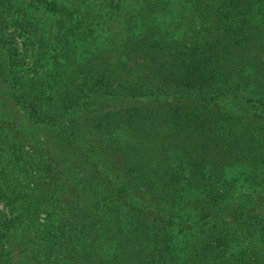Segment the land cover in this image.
<instances>
[{
	"label": "trees",
	"instance_id": "1",
	"mask_svg": "<svg viewBox=\"0 0 264 264\" xmlns=\"http://www.w3.org/2000/svg\"><path fill=\"white\" fill-rule=\"evenodd\" d=\"M0 264H264V0H0Z\"/></svg>",
	"mask_w": 264,
	"mask_h": 264
},
{
	"label": "rangeland",
	"instance_id": "2",
	"mask_svg": "<svg viewBox=\"0 0 264 264\" xmlns=\"http://www.w3.org/2000/svg\"><path fill=\"white\" fill-rule=\"evenodd\" d=\"M39 15H37L36 13H29L28 16H25L21 23L20 27H17L16 25H11L9 27H7L6 29V34L10 37L9 42L11 43V47L13 48V51H15L18 55V57L20 58L22 56V58L24 59V63L28 64L29 66L31 65V56L33 55V52H35L36 47L38 46L37 41L39 39H37L35 37V34L33 32L34 35H32L31 33H29L28 30V36H20L21 35V31H23L22 27L28 29L30 28V24H37L39 23ZM35 24V25H36ZM23 25V26H22ZM33 27V26H32ZM33 30V28H32ZM34 31V30H33ZM50 37L48 36V38L46 39L49 40ZM44 42V40H43ZM8 47V46H6ZM45 49H49V48H45ZM29 73H31L29 71ZM4 123L1 125H4L6 129H12L13 133H19L18 131L20 130V122L11 119V120H7V121H3ZM18 137H21V135L19 134ZM26 142L24 141H20L19 144L20 146V152H24V153H31L32 150L28 148V146L25 144ZM2 210H4L3 208H1ZM6 212V211H4Z\"/></svg>",
	"mask_w": 264,
	"mask_h": 264
}]
</instances>
